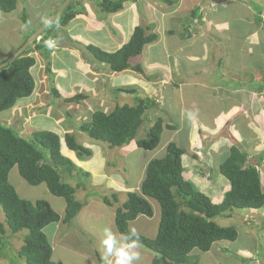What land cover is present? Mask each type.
Listing matches in <instances>:
<instances>
[{
	"label": "rangeland",
	"instance_id": "1",
	"mask_svg": "<svg viewBox=\"0 0 264 264\" xmlns=\"http://www.w3.org/2000/svg\"><path fill=\"white\" fill-rule=\"evenodd\" d=\"M65 1L17 0V8L12 13L0 11V62L10 57L22 41L44 25L57 12V9L67 3ZM87 1L90 2L88 5L96 17L102 19L107 17L105 26L108 28L109 34L105 35L104 32L86 34L85 39L81 36L78 37L80 41L84 43L83 40H85L97 46L99 41L112 43L111 40L115 39V41L113 40L115 43L122 45L125 42L126 44L130 33H133L132 25L136 19L135 15L133 23V18L129 13L131 10L136 11V7L130 6L127 2L124 10H121L124 13L118 15L121 11L115 14L103 13L99 6L102 0H70V3L79 2L87 7ZM150 1L143 0L145 5H148ZM225 1V4L223 0H203V3L201 0H195V4L192 0L182 1V4L174 7L178 10L177 13L174 12V16L160 19L157 6L169 12L173 8L171 9L167 3L160 0H152L151 2L157 6L153 10L151 21L140 15L141 17H137V26L141 24L143 17L146 26H153L152 33L158 35V40L152 45L146 46L141 56L131 60L132 65L141 64L143 66L144 75L133 71L110 73L107 65L95 61L93 55L88 51L83 50V52L82 48L77 49V55L73 54L74 59L73 55L68 54L65 50L63 52L55 51L49 58L53 64L51 69L55 83L66 95L65 97H71L78 93H84L89 97L79 104H69L54 99L50 91L46 60L41 57L39 52L29 54L36 58V65L31 69L36 89L31 97L18 100L10 112H1L0 122L14 127L27 138H31L32 132L36 129L57 132L62 140L63 155L70 158L79 169L90 173V176L75 178L76 182L73 183L75 186L77 183H81L82 186L76 190V199L86 204L78 216L70 225L60 222L51 224L44 230L54 250L52 259L55 264H91L95 262L91 258V253L97 252L102 256L103 228L109 227L118 233L115 226L116 210L127 200L129 193L140 192L148 163L153 159L163 158L166 155V147L171 142L182 147L186 154L189 153L192 164L194 163L195 167L188 172V167L191 168V165H187V159L185 160V177L191 180L193 187L195 186L197 191L210 197L213 202L217 204L222 202L221 198L229 190L230 184L220 174L219 165L227 157V154H224L216 162L214 154L211 152L213 145L228 137L227 140H224L225 142L229 141L243 149L246 146L240 144L243 137L246 144L253 140L254 135L245 125L246 120L243 115L238 116L234 123V127L242 136L228 132L230 129L228 122L219 124L216 119L218 114L227 108V104L217 103L216 97L224 99L223 96L228 91L227 87H231L232 84H242L244 87L255 89L250 82L262 83V80L253 79V77L256 74H264V40L261 43L263 48L261 45H254L252 38H246L248 26L240 19L247 15L250 16V12L247 10L248 6L254 9L256 17L260 12L264 17V0ZM222 5L227 13H222ZM130 7L131 10L128 11L127 8ZM192 8H195L193 9L195 12L197 9L199 10L197 15L200 13L205 15L209 9L217 10L210 16L213 19L211 25L207 26L208 29L213 28V35L204 37V33L198 35L197 32L192 31L193 38L182 41L181 34L185 32L183 27L193 18V10L189 11ZM140 11H144V9ZM183 13L185 16L181 17L180 15ZM24 15L29 18L30 24L24 23ZM108 15L114 16L112 25L108 24ZM122 15L123 17L120 18ZM228 19L229 21H226ZM224 21L229 24L228 28ZM260 27L264 29L263 24ZM50 29L48 28V30ZM61 29H63L62 26L56 28L59 32ZM170 32L175 34L171 35ZM77 33V27L68 32L69 35L75 37L73 40H77ZM59 36L65 38L66 35L63 31ZM169 54L171 57L168 61L173 64V66L170 65L171 68L150 65L157 62L168 66L165 57ZM86 58L95 62L94 67L87 62ZM74 60L77 66H79V60L82 61L79 67L87 72L86 79L93 81L94 84H80V81L78 84L81 75L77 70L75 74ZM64 63L68 67L62 66ZM260 69L262 70L259 73ZM171 84H183L184 86H179L186 93L179 92L178 94V87L174 88ZM117 88L132 89L136 91V94H120L117 92ZM166 88L167 91L159 96L161 90ZM171 89L174 92L168 93L172 92ZM162 96L167 99L164 103L159 99ZM145 97L155 101L157 99L160 108H153L146 113V122L139 130L136 139L146 137L148 128L160 117L163 119L164 125L174 126L176 127L174 130H178L177 133H174V130L164 128L161 142L155 150L140 149L135 145V141L122 147H111L102 141L92 139L79 130L81 124L91 120L95 111L101 110L110 113L117 105H135L137 104L136 99ZM235 99L237 98L230 97L227 103L235 104ZM262 115L258 116V122L264 125ZM216 123L221 125V128H210ZM203 125L206 127H202ZM258 128L260 127L258 126ZM254 129L259 133L258 129ZM211 131L218 134L211 136ZM227 133L228 136L225 135ZM65 134L74 135L79 144L92 151V155L79 158L76 152L67 148L64 142ZM236 139L239 140L238 143ZM259 169L261 173H264V166H260ZM194 175L195 177H193ZM9 182L16 189L20 198L31 202L46 200L62 217L65 215V200L52 195L45 184L38 186L28 184L20 176L18 167L11 170ZM113 196L117 198V202L110 207L104 203L103 199L109 197L113 201ZM151 204L154 216L152 218L139 216L135 221L129 223V229H134L136 235L154 239L159 229L161 208L155 200L151 201ZM0 221L3 223L6 221L5 212L1 206ZM216 221L223 227H236L239 238L234 243L217 242L207 253L198 249L193 250L191 255L198 257V264H264V207L256 212L249 209L235 210L232 215L218 217ZM11 234L10 231L7 234L8 247L4 251L3 259H0V264H27L25 258L20 257L19 253L29 231L23 230ZM139 251L142 264H152L154 253L143 247H140ZM218 252L223 253L220 258L217 256Z\"/></svg>",
	"mask_w": 264,
	"mask_h": 264
},
{
	"label": "trees",
	"instance_id": "2",
	"mask_svg": "<svg viewBox=\"0 0 264 264\" xmlns=\"http://www.w3.org/2000/svg\"><path fill=\"white\" fill-rule=\"evenodd\" d=\"M126 1L102 0L99 6L103 13L115 14L124 9ZM164 1L167 4L174 3L173 0H162ZM16 8L17 0H0L1 12L12 13ZM198 11H193L192 16L198 17ZM84 12L85 9L79 2L70 3L59 19L49 27L51 29H47L45 38L34 43V48L30 47L16 59H13V53L0 62V65L9 62L7 67L0 70V113L10 112L18 100L33 95L36 83L30 70L36 64V59L29 56L31 52H39L46 60L50 91L54 99L69 104H79L89 99L84 93L71 97L63 95L54 80L52 62L49 61L51 51L45 45V40L58 26L71 25L76 17ZM257 18L259 25L264 23L262 12ZM23 20L24 23L30 24L26 15ZM190 25L188 22L185 32L181 34L182 39L191 38ZM152 31L153 26H146L142 17L141 24L135 27L130 40L116 52H107L94 44L84 45L67 34L66 40L59 37L58 42H64L60 47L75 50L84 48L93 55L95 61L107 65L110 73L133 71L144 75L143 66L132 65L131 60L141 56L146 46L158 40V35ZM28 38L29 36L26 40ZM258 85L259 92H262L264 81ZM117 92L136 94L132 89L117 88ZM136 100L137 104L117 105L110 113L95 111L91 120L81 124L79 130L111 147H122L135 141V145L140 149L155 150L161 142L164 128L174 130L176 127L164 125L160 117L148 128L146 137L136 139L146 122V113L153 108H160L153 99L145 97ZM31 135V138L24 137L14 127L0 122V206L6 215V221H0V259H3L4 251L8 247V232L16 234L28 230L29 234L24 238L20 257L25 258L27 264H55L52 259L54 250L44 230L49 225L60 222L70 225L78 216L86 204L76 199V190L82 186L81 183L76 186L73 183L76 182L75 178L87 177L90 173L79 169L70 158L63 155L62 140L57 132L36 129ZM64 142L79 158L92 155V151L79 144L72 134H65ZM184 154L182 147L174 142L169 143L163 158L153 159L148 163L140 192L129 193L127 200L115 213L118 234H128L130 222L139 216H154L151 201L155 200L160 205L161 219L157 236L150 239L137 235L140 247L154 253L152 264H198V257L191 255L193 250L207 253L217 242L234 243L239 238L236 227L221 226L216 221L218 217L230 216L235 210H260L264 207V191L259 171L264 161V151L249 158L248 153L237 145L231 147L229 156L219 167L221 175L230 184L219 204L213 203L184 178ZM14 167H18L20 176L28 184H45L52 195L63 198L66 202L65 215L62 217L46 200L31 202L20 198L9 182V174ZM112 199L113 201L105 197L103 201L112 207L117 198L113 196ZM222 252L217 253L218 258L223 255Z\"/></svg>",
	"mask_w": 264,
	"mask_h": 264
},
{
	"label": "crops",
	"instance_id": "3",
	"mask_svg": "<svg viewBox=\"0 0 264 264\" xmlns=\"http://www.w3.org/2000/svg\"><path fill=\"white\" fill-rule=\"evenodd\" d=\"M152 1V0H151ZM150 1V3L148 4V5H145L144 4V2H143V0H127L126 2H125V4L127 3V2H129V4H130V6H132V7H136V11H134V10H131V7L130 8H127V10L129 11V10H131V12L129 13L130 14V17L131 18H133V23H134V19H135V23H134V25H132V29H133V31H134V29H135V27L137 26V23H138V21H137V17L138 16H144V17H146L147 19H148V21H151V19H152V14H154V8H155V6H157V4H153V2H151ZM174 1V3L173 4H168L169 5V7L172 9V11H166V10H164L163 8H161L160 6H157L158 7V9H159V18L160 19H163V18H168V17H171V15L172 16H174L175 15V13H177L178 12V10H177V8L176 9H174V7H176L177 5H180V3L182 2V1H187V2H189L190 0H173ZM193 1V4H195V0H192ZM202 1V3H203V0H201ZM165 2V1H164ZM225 2L226 1H224L223 3L225 4ZM88 3H90L89 1H87L86 2V5H87V7H84L83 5H82V3L80 4L81 6H83L84 7V9H85V12H84V14H82V15H78L77 17H76V19L72 22V24L71 25H68V26H66V27H62L63 29H61V31L59 32L60 34L64 31V34H67L68 36H70L69 34H68V32L69 31H72V30H74L76 27L78 28V33L76 34V39L78 40V41H80V39L78 38L79 36H81V37H83V39H85L86 37H84L86 34H94V33H101V32H104V34L105 35H108L109 34V31L107 30L108 28L105 26V21H107V17H106V19H102V18H98V17H96V14L95 13H93V11H91V9H90V7H89V5H88ZM166 3V2H165ZM222 3V2H221ZM222 3V4H223ZM85 4V3H84ZM125 4H124V7H125ZM137 4H138V6H137ZM182 4V3H181ZM61 5V4H60ZM183 5H185V4H183ZM144 7V8H140V7ZM245 7V6H244ZM89 8V9H88ZM222 8H223V10H222V13L223 12H225V13H227L226 12V10H225V8H224V6L222 5ZM144 9V11H140V10H143ZM193 9H195V8H192V9H190L189 11L191 12ZM58 10V9H57ZM124 10V9H123ZM247 10L250 12V16H251V18H250V16H245V17H243V18H240L241 19V22L242 23H244V24H246L247 26H248V28H247V31H246V38H252L251 40H252V42H253V44L255 45V44H257V45H261V47L263 48V46H262V41L264 40V29H262L261 27H260V25H259V22L257 21V17L255 16V13H254V9H252V8H250L249 6L247 7ZM194 11V10H193ZM192 11V12H193ZM217 10L216 9H209V11H207V13L205 14V15H203L202 13H200L199 14V16L198 17H193L192 19H191V21H188V22H190V31L192 32V31H194V32H197L198 33V35H202L203 33V35H204V37L206 36H208V35H210V36H212L213 34H212V32H213V28H207V26H210L211 25V23H212V21H213V19H212V17H210L211 15H213V12H216ZM175 12V13H174ZM219 12H220V10H219ZM122 13H124V11H121V13H119L118 15H121ZM135 15H136V17H135ZM98 16V15H97ZM140 16V17H141ZM181 17H183V16H185V14L183 13L182 15H180ZM112 17L114 18V16L112 15L111 17H110V15H108V24H111L112 25V23H113V19H112ZM121 17H123V15L122 16H120V18ZM135 17V18H134ZM263 17V16H262ZM119 18V19H120ZM158 18V19H159ZM239 18V17H238ZM140 19V18H139ZM195 20H197V21H195ZM222 21V20H221ZM226 21H229V19L228 20H226ZM226 21H224L225 22V25H226V27L228 28V26H229V24L226 22ZM257 22H258V25H257ZM198 23V24H197ZM187 26H188V23L186 24ZM263 25H264V23H263ZM187 26H185V27H187ZM115 27V26H114ZM113 27V28H114ZM185 27H183V28H185ZM105 28H106V30H105ZM194 28V29H193ZM102 29H104V30H102ZM168 30H170L169 28H168ZM190 32V33H191ZM132 34L133 33H130V35H129V38H131V36H132ZM175 33H173V34H171V35H174ZM70 37H72L73 39H75V37H73L72 35L70 36ZM129 38L127 39V41H126V43L129 41ZM193 38V35H191V39ZM65 40H66V36H65V38H64ZM104 39V38H103ZM180 39V38H179ZM190 39V38H189ZM189 39H181L182 41H185V40H189ZM105 40V39H104ZM114 41H115V39H113ZM113 40H111V42L112 43H104V42H101V41H99V43H97L98 45L97 46H99L100 48H102L103 50H105V51H107V52H116L117 50H119L124 44H125V42L124 43H122V45H120V44H118V43H115ZM81 42V41H80ZM83 42L84 43H82V44H84V45H88V44H93V43H90V42H86L85 40H83ZM160 42V41H159ZM251 42V43H252ZM62 43H64V42H61V44ZM22 43H20V45H21ZM19 45V46H20ZM96 45V44H95ZM152 45V44H151ZM153 49V48H152ZM63 50H65L68 54H71V55H73V54H75V55H77L78 53H77V50H75V49H70V48H68V47H65V46H63L62 47V52H63ZM87 51V50H85L84 48H82V51ZM83 51V52H84ZM152 51V50H151ZM176 52V51H175ZM74 55H73V59H74ZM169 57H171V54H169V55H167L165 58V60H167L168 61V59H169ZM86 60H88L87 62L88 63H90V64H92V66L94 67V61H91V60H89V59H87L86 58ZM165 60H163L164 62H166ZM163 61H161V62H163ZM92 62V63H91ZM171 61H168V62H166V63H168L169 65L167 66V64L165 65V64H158L157 62H153L152 64H150V65H152V66H155V67H157V66H159V65H161L162 67H165L166 69H168V67H170V65L171 66H173V64L172 63H170ZM80 63H82V61L81 60H79V62H78V64H79V66H81V64ZM155 63V64H154ZM62 66H66V67H68V65L67 64H62ZM74 69H75V74H76V70L77 71H79V73H80V75H81V78H80V80H78V84H79V81H80V84H94L93 83V81H91V80H88V79H86V74H87V72L86 71H83L82 70V68H80L79 66H77V64L75 63V60H74ZM79 68V69H76V68ZM103 67V66H102ZM154 67V68H155ZM171 68V67H170ZM261 70L262 69H260L259 70V73L261 72ZM264 71V70H263ZM126 72V71H125ZM259 75H261V74H256L255 75V77H253V79L254 78H258V80H262V81H264V74L263 75H261L260 77H259ZM152 81V80H151ZM154 81V80H153ZM255 82V81H254ZM250 84L251 85H254V87L253 88H255V89H250V87H244L242 84H239V85H237V84H232V86L230 87V86H228L227 87V92H225L226 93V95L225 96H223V98L224 99H219V96H218V98L216 97V99H217V103L218 102H223V103H226L227 104V108H225V109H223V111H221L219 114H218V117H217V121H218V123L219 124H221L222 122H228V125L230 126V129L228 130V132H230V133H237L239 136H242L239 132H238V130L234 127V123H235V121H236V119L238 118V116H244V119L246 120V122H245V125L248 127V129L252 132V134L254 135V137H253V140L250 142V143H246L245 144V138L243 137V139L240 141L241 143V146L242 145H246L243 149H241V150H243V151H245V152H247L248 153V155H249V158H252V157H254V156H258V155H260L263 151H264V125L263 124H260L259 122H258V120H259V115H262V119L264 118V90L262 91V92H259V90H260V86L258 85V84H261V82H255V83H252V81L250 82ZM171 85H173V87L174 88H176V87H178V94H179V92H181L182 94H185L186 93V91H184V90H182L181 88H180V86L181 85H183V84H171ZM180 85V86H179ZM184 86V85H183ZM184 88V87H183ZM185 89V88H184ZM172 90V92H168V93H173L174 92V90L173 89H171ZM165 91H167V88L166 89H163V90H161V92H160V94H159V96H161ZM63 95H64V93H63ZM64 96H66V95H64ZM216 96V95H215ZM230 97H236L237 99H235V104H230V103H227V101H228V99L230 98ZM159 99H160V101L162 102V103H164L165 102V99H164V97L162 96V98H160L159 97ZM219 99V100H218ZM241 99V100H240ZM167 100V99H166ZM159 101V100H158ZM156 102H157V99H156ZM167 102V101H166ZM169 104V103H168ZM225 104V105H226ZM251 112V113H250ZM259 116V117H258ZM228 119V120H227ZM219 124H214V126L213 127H210V128H221V125H219ZM202 125V122L200 123V126ZM227 125V126H228ZM258 126L262 129V132H261V129L260 128H258ZM202 127H206V126H202ZM254 128H256V129H258L259 130V133L258 132H256L257 130H255ZM212 130V129H211ZM237 131V132H236ZM178 132V130H174V133H177ZM260 133H261V135H260ZM218 134V133H217ZM216 133H214V132H212L211 131V136H216L217 135ZM225 135H229L228 133L227 134H225ZM224 135V136H225ZM224 136H222V137H224ZM226 136V137H227ZM233 136V135H232ZM258 136V137H257ZM234 137V136H233ZM257 138V139H256ZM224 140L226 139H228V137L227 138H223ZM224 140H221L220 141V143H218V144H215V145H213V148H212V150H211V152L214 154V157H215V161L217 162V160H219L224 154H227V157L229 156V154H230V149H231V147L233 146V144L232 143H230L229 141H227V142H225ZM238 141L239 140H237L236 139V142L238 143ZM247 142V141H246ZM215 146V147H214ZM239 147V146H238ZM246 148V149H245ZM186 156V158L184 159V157ZM183 157V169H184V172H183V176H184V178L187 180V181H191L190 179H187L186 177H185V174H186V172H185V165H186V162H185V160L187 159V165L188 164H190L191 165V168H190V166L188 167V172H190V169H191V171H192V168L193 167H195L194 166V163L192 164V161H191V159H190V157H189V153L188 154H186V151H185V154L182 156ZM226 157V158H227ZM225 158V159H226ZM225 159L220 163V165L225 161ZM220 165H219V167H220ZM261 166H264V161H263V163H262V165ZM260 168V167H259ZM260 170V169H259ZM187 172V173H188ZM220 172V171H219ZM221 174V173H220ZM260 175H261V183H262V189L264 190V173H261V171H260ZM193 177H195V175L193 176ZM191 183V182H190ZM195 187V186H194ZM229 188H230V186H229ZM196 189V188H195ZM197 190V189H196ZM210 198V197H209ZM223 198H224V196L221 198L222 200H223ZM211 199V198H210ZM215 200L217 201V198H215ZM213 202V201H212ZM213 203H215V202H213ZM215 204H217V203H215ZM66 208V207H65ZM252 211H254V212H256V211H258V210H252ZM131 223V222H130ZM79 254V253H78ZM92 254V257L91 258H93L94 260H95V262H96V264H104V261L102 260V256L99 254V253H97V252H93V253H91ZM100 260H102V262L100 261ZM88 261V260H87ZM95 262H92L91 264H95ZM90 263V262H89ZM137 263H141L142 264V261L141 260H139Z\"/></svg>",
	"mask_w": 264,
	"mask_h": 264
},
{
	"label": "clouds",
	"instance_id": "4",
	"mask_svg": "<svg viewBox=\"0 0 264 264\" xmlns=\"http://www.w3.org/2000/svg\"><path fill=\"white\" fill-rule=\"evenodd\" d=\"M39 28H37L33 33H35ZM47 29L43 33H41L25 51H27L32 46L35 47L36 44H34V43L36 41L41 42L42 39L45 38V35H47L46 34ZM58 34L62 35V33L60 34L59 31L54 30L53 32H51L50 37L45 40V45H47L49 50L51 51V57L53 56V53H55V51L62 52V47H60L61 42H58L59 37H60ZM30 36H29V38H30ZM28 39L26 41L25 40L22 41V44L15 50V52H14L15 54L28 41ZM29 56H31V55H29ZM31 57H33V56H31ZM52 68H53V64H52ZM30 72H31V70H30ZM31 74H32V72H31ZM32 76H33V74H32ZM35 89H36V86H35ZM101 246L103 249L102 260L104 261V264H137V262L141 258V253L139 251L140 241H139V238L137 237L134 229L130 230V232L128 234H118V233L114 232L111 228L104 227L103 231H102Z\"/></svg>",
	"mask_w": 264,
	"mask_h": 264
},
{
	"label": "water",
	"instance_id": "5",
	"mask_svg": "<svg viewBox=\"0 0 264 264\" xmlns=\"http://www.w3.org/2000/svg\"><path fill=\"white\" fill-rule=\"evenodd\" d=\"M67 3L64 4L62 7H60L57 12L52 15L47 22L42 25L35 33H33L30 38L28 39V41L18 50V52L13 56V59L18 58L34 41L35 39L41 34L43 33L50 25H52L57 19H59V17L63 14V11L66 9V7L68 6V4L70 3V0H66ZM65 1V2H66ZM9 64V62H6L4 64L0 65V70L7 67Z\"/></svg>",
	"mask_w": 264,
	"mask_h": 264
},
{
	"label": "bare ground",
	"instance_id": "6",
	"mask_svg": "<svg viewBox=\"0 0 264 264\" xmlns=\"http://www.w3.org/2000/svg\"><path fill=\"white\" fill-rule=\"evenodd\" d=\"M162 1V0H161ZM169 1V0H168ZM36 42H40V41H36ZM142 75V74H141Z\"/></svg>",
	"mask_w": 264,
	"mask_h": 264
}]
</instances>
